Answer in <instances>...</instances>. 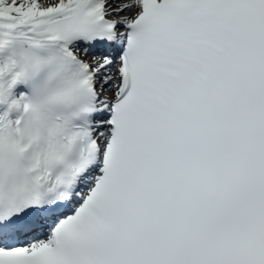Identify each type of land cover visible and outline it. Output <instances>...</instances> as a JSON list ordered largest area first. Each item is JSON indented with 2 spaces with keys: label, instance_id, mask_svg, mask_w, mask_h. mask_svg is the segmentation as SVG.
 <instances>
[{
  "label": "snow or ice",
  "instance_id": "obj_1",
  "mask_svg": "<svg viewBox=\"0 0 264 264\" xmlns=\"http://www.w3.org/2000/svg\"><path fill=\"white\" fill-rule=\"evenodd\" d=\"M0 264H264V0H0Z\"/></svg>",
  "mask_w": 264,
  "mask_h": 264
}]
</instances>
